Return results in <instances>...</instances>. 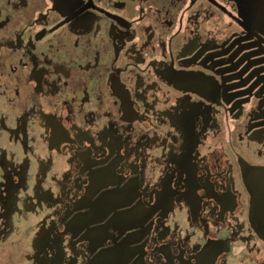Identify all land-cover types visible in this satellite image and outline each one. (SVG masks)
I'll use <instances>...</instances> for the list:
<instances>
[{"label": "flooded vegetation", "instance_id": "1", "mask_svg": "<svg viewBox=\"0 0 264 264\" xmlns=\"http://www.w3.org/2000/svg\"><path fill=\"white\" fill-rule=\"evenodd\" d=\"M256 167L264 0H0V264H264Z\"/></svg>", "mask_w": 264, "mask_h": 264}, {"label": "water", "instance_id": "2", "mask_svg": "<svg viewBox=\"0 0 264 264\" xmlns=\"http://www.w3.org/2000/svg\"><path fill=\"white\" fill-rule=\"evenodd\" d=\"M255 172L256 178L253 179V186L251 187L253 188V203L258 210L261 209L262 215H258V220L261 224L260 228L263 229L262 235L264 236V167H256Z\"/></svg>", "mask_w": 264, "mask_h": 264}]
</instances>
